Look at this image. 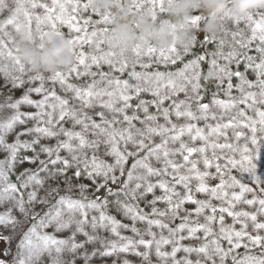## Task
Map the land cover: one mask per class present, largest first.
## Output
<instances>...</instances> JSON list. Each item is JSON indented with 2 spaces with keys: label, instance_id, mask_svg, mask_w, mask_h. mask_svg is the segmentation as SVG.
<instances>
[{
  "label": "snow or ice",
  "instance_id": "snow-or-ice-1",
  "mask_svg": "<svg viewBox=\"0 0 264 264\" xmlns=\"http://www.w3.org/2000/svg\"><path fill=\"white\" fill-rule=\"evenodd\" d=\"M163 2L131 0L130 7L149 10L155 20L164 11ZM89 10L99 19L82 15ZM257 15L254 19L253 13L244 18L225 13L222 20L238 26L244 21L251 33L246 36L238 28L232 33L233 49L225 54L220 51L223 41L216 52L207 53V44L215 37L198 39L195 26L205 18L194 14L189 44L137 50L128 79H121L112 71L123 73L129 61L122 50L111 47L110 11H97L93 0H0V79L4 81L0 93L5 95L0 103V152L5 153L0 160V208L4 209L0 226H11L21 235L15 255L12 236L0 235L6 245L0 250V264H41L45 254L51 264H77V258L84 264L93 260L107 264L113 257L112 264H133L129 254L140 264H228L229 260L264 264V174H258L264 167V13ZM63 27L73 48L67 72L29 75L32 72L22 62L20 43L12 32L23 28L35 42L49 32L66 38ZM85 45L91 51H85ZM198 45L205 53L176 71L135 70L137 64L148 70L154 63L167 69ZM253 50L256 55L248 54ZM209 55L208 78L215 86L205 102L209 88L201 84L200 66ZM221 58L224 65L218 63ZM104 65L108 72L101 70ZM73 73L78 80L90 79L72 83ZM37 81L38 87H28L22 98L13 99L15 91ZM46 81L59 84L71 100L58 95L55 87L45 88ZM221 92L226 99L220 98ZM31 93L42 94V99H31ZM181 93L184 99H179ZM143 94L152 99H144ZM22 105L37 111L22 112ZM5 109L12 113L5 115ZM201 121L203 127L198 126ZM25 164L36 167L22 168L13 182L10 176ZM209 180L219 183L211 186ZM76 190L79 197L71 195ZM195 193L208 198L197 199ZM189 203L196 205L194 210L184 207ZM240 204L254 211L238 209ZM110 208L132 223L117 220ZM226 216L232 224L226 225ZM28 222L31 226L23 230ZM48 228L52 234L43 231ZM121 229L133 235H121ZM65 231H70L67 238H57L56 233ZM78 235L84 239L78 240ZM185 240L202 242L185 245ZM90 245L95 247L90 250ZM181 252L184 255L178 257ZM64 254L69 258L64 259Z\"/></svg>",
  "mask_w": 264,
  "mask_h": 264
},
{
  "label": "clouds",
  "instance_id": "clouds-1",
  "mask_svg": "<svg viewBox=\"0 0 264 264\" xmlns=\"http://www.w3.org/2000/svg\"><path fill=\"white\" fill-rule=\"evenodd\" d=\"M99 12H111V47L123 51L124 57L134 61L137 50L150 46L167 50L173 45L189 44L193 30L191 20L195 13L205 19L200 31L209 37L222 28V17L231 11L244 18L250 13L264 11V0H164V11L153 20L149 10L137 12L130 7L131 0H93ZM20 43L19 56L33 73H53L67 70L72 62V45L67 38L49 32L43 41L31 40L21 28L15 33Z\"/></svg>",
  "mask_w": 264,
  "mask_h": 264
},
{
  "label": "rangeland",
  "instance_id": "rangeland-1",
  "mask_svg": "<svg viewBox=\"0 0 264 264\" xmlns=\"http://www.w3.org/2000/svg\"><path fill=\"white\" fill-rule=\"evenodd\" d=\"M257 12L264 13V11H257ZM257 12H253V18H254V19L259 18L258 15H257ZM195 14H200V13H195ZM203 22H204V21L200 22L197 26H195V29H194V34L198 36V39H199V40H203V38L207 35L206 33H204V32H202V31L199 30V29H200V26L202 25ZM221 24H222L221 31H219V32L214 36V37H215V41L217 42V47H216V49L214 50V52H216V51L218 50V48L220 47V42H221V41H223V46H222V48H220V51H222V52L225 53V54H227L229 51H231V50L233 49V45H234V40H233L232 33L236 32V31L238 30V28H240V29H244V31H245V35H246V36H250V34H251V33H250V29L247 28L246 23H245L244 21H241V23H240L239 26L236 25V23H235L234 21H232V20H222V21H221ZM207 36H208V35H207ZM237 39H239V38L237 37ZM178 48H179V47H178ZM184 57H185V56H183V58H184ZM128 61H129V67H128L127 69H125V71H129V72H130V71H132V67H131V63H132V61H131V60H128ZM144 62H148V58H147V57H144ZM177 62H178V61H177ZM218 63L221 64V65H224V64L226 63V61H224V60L221 58V59H218ZM153 66H158V65L154 63ZM162 66H163V65H162ZM137 67H138V68H137ZM135 70H136V71H142L143 69L140 68L139 64H137ZM103 71L108 72L109 70L106 68V69H103ZM112 75L115 76V77H117V78H120V74H119V73H115V72L112 71ZM131 82L134 83V81H131ZM36 87H38V86H36ZM57 94H58V95H61L62 97H66V95H67L68 93H64V92L61 90L60 85L58 84V85H57ZM41 95H42V94H41ZM40 99H42V97H39L38 100H40ZM179 99H184V94H183V93H181V94L179 95ZM168 103H169V102H168ZM168 103H167V104H168ZM28 107H29L30 109H28ZM20 111H22V112H32V113H34V112L37 111V110H36L35 108H33V107H30V106H27V105H22L21 108H20ZM214 111H219V110L214 109ZM11 113H12V110H11V109H6V111H4V114H5V115H10ZM174 122H175V120H174ZM180 122H183V121H180ZM204 123H205V122L201 121V122H199L198 126H200L201 124L204 126ZM208 123H213V124H214L215 122H214V121H208ZM16 131H19V128H17ZM14 135H15V133H12V134H10V135L7 136V140H8V142H12ZM47 142H48V143H52V144L55 143V141H47ZM241 143H242V142H241ZM62 154H63V153H62ZM226 154H227V155H231V153H227V152H226ZM28 155H31V153H28ZM4 157H5V153L0 152V160H3ZM102 158L105 159V160H106L107 162H109V163L112 162V158H111V157H103V156H102ZM221 163H223V162H221ZM26 165H27L28 168H35V167H36L35 165H28V164H26ZM199 167L203 170V165H202V164L199 165ZM210 171H212V172L214 173L215 170H214V168H213V169H211ZM238 173H239V172H238ZM258 174H264V168H263V167H261V168L258 170ZM239 175H240V174H239ZM81 182H82V183H85V184H90V181H88V180H82ZM208 183H209V182H208ZM192 184H193V187H195V185H196V181H193ZM178 190H179V191H183V189H181V188H179V187H178ZM155 194H156L157 196H159V195H161L162 193H161V191H160L159 189H157ZM71 195L76 196V197H79V191H78V190L73 191V192L71 193ZM195 196H196L197 199H201V200H204V199H207V198H208L206 195H204V194H200V193H195ZM148 197H149V198H152L151 195L148 196ZM249 198H250V196H249ZM212 203H213V204H219V201H215V200H213ZM157 207L163 209V208L165 207V205H164V204H158ZM184 207L187 208V209H189V210H194L195 207H196V205H193V204H190V203H189L188 206L185 205ZM238 209L248 210V211H254L253 208H249V207H247V206H245V205H243V204L238 205ZM3 210H4L3 208H0V212H2ZM147 211H149V209H148ZM91 214H95V213H90V215H91ZM206 214H207V210H206ZM14 215H16L17 218H19V214H18V213H15V212H14ZM228 218L230 219V217H228ZM228 218L226 219L227 221H229ZM191 219L194 220V219H196V217L193 215V217H191ZM200 221L203 222V217H200ZM231 221H232V219H231ZM231 221H230V223H231ZM179 223H180V220H176V221H175V224H179ZM217 224H218V223H217ZM226 225H229V224L226 223ZM30 226H31V222L26 223V224L24 225V229H23V230H26V229H27L28 227H30ZM137 226H138V227H143V225H137ZM215 226H216V224L214 225V227H215ZM218 228H219V224L216 226L215 229L218 230ZM237 228H239V225H238V224H237ZM43 231H45V232H47V233H49V234H52V233H53V229H51V228L44 229ZM155 231H157V233H159V229H156ZM120 232H121V235H124V236H129V237H131V236L133 235L130 231H126V230H124V229H121ZM103 234L107 235V233H103ZM185 234H186V233H185ZM0 235H11V236H12V240H11V248H12V252L14 253V250H15L16 248L13 249V245H15V247H16L17 244H18V241L21 239L20 231L18 230L17 232H13L11 226H9L8 228H4L3 226H0ZM69 235H70V231H65V232H61V233H56L57 238H67ZM165 235H167V232H165ZM197 235H199V236L202 237V236H203V233H198ZM111 238H112V239H116L114 236L111 237ZM146 238H147V237H146ZM77 239L80 240V241H82V240L84 239V237L78 235V236H77ZM210 239H211V238H210ZM200 242H202V241H194V240H193V241H190V240H185V241H183L182 243L185 244V245H187V244H190V243H191V244H198V243H200ZM5 247H6L5 243H4L3 241H0V250H3ZM93 247H95V246L90 245V246H89V249L91 250V248H93ZM140 250L142 251L143 249H140ZM166 250H169V251H170V246H166ZM53 255H55V253H53ZM183 255H184L183 252H181V254L178 253V257L183 256ZM9 258L11 259V257H9ZM63 258H64V259H68V258H69V255H68V254H64V255H63ZM127 258H128L130 261H132L133 264H140V262H139V258L136 257V256H134V255H130V254H129V255H127ZM192 258L195 259V256H193ZM112 259H115V257H113V258H111V259H108V260H107V264H112ZM153 259H155V258L153 257ZM41 264H51V258H50L47 254H45V255L42 257ZM77 264H84V261H83L82 259L77 258ZM91 264H100V262H99L98 260H93V261L91 262Z\"/></svg>",
  "mask_w": 264,
  "mask_h": 264
},
{
  "label": "trees",
  "instance_id": "trees-1",
  "mask_svg": "<svg viewBox=\"0 0 264 264\" xmlns=\"http://www.w3.org/2000/svg\"><path fill=\"white\" fill-rule=\"evenodd\" d=\"M84 2H86V0H84ZM82 15L84 17H91L94 20L95 19H99V17L96 16L94 13H92L91 10H89V12H87V13H83ZM61 30L65 33V36L67 38L68 29L66 27H63ZM10 31H12V30L10 29ZM12 34H13V36H15V32L14 31L12 32ZM216 47H217V42L214 39L210 43L207 44V47H206L207 53L214 52V50L216 49ZM251 47L254 49L255 43ZM84 50L85 51H91V49L87 45H85ZM204 53H205V49L201 48L198 45L197 47H195L192 50V52H190L184 58H182L181 60H179L177 62V64H175V65H169L167 69H165L164 66H162V65H158V66H153L151 69H148V70L143 69L142 71H155V70H160V71H165V70H168V71H176V70L182 68L183 65H184V63L188 62V60L193 59L195 55H200V54H204ZM248 54H250V55H256V53L254 52V50L253 51H249ZM210 60H211V56L209 55V56H207L206 60L201 63V66H200V71L202 73L201 84L202 85H207L208 88H209V96L206 97L205 102H208V100L211 98V90L215 86V81H213L212 79L208 78ZM106 68L109 70V67L107 65H104L101 70L106 69ZM232 68H235V64L232 65ZM93 70H96V69L94 68ZM240 70L242 72L244 71L243 64H241ZM63 71L64 72H67V70H63ZM113 72H115V71H113ZM115 73H119V72H115ZM128 73H129V71H124L123 73H119L120 74V78L121 79H128ZM16 74H18V73H16ZM43 74L46 77L49 76V75H51V73H43ZM29 75H34V73L33 72L32 73H29ZM247 75H248L249 79H252L253 78L252 73L250 71L247 73ZM26 78L27 77H25V79ZM69 79H70V82H72V83L80 84V83H83L85 80H88L90 78L83 77V78H81V79L78 80V79H76L75 74L73 73L72 76ZM232 82L235 84V83H237V80L234 78ZM2 83H4V81L2 79H0V84H2ZM57 85L58 84L52 85L51 82H48V81L45 82V88L51 89V88L55 87L56 92H57ZM36 86H39V81L35 82L32 85H27V84L24 85V87L21 90L15 91L13 99L22 98L23 92L28 87H36ZM233 94L235 95L236 93L234 92ZM39 97H42V95H36L35 93H31L30 94V98L33 99V100H38ZM66 97L71 100V94L70 93H68L66 95ZM143 98L146 99V100H151L152 99L151 95H149V94H143ZM220 98L226 99V97L224 96L223 92L220 93ZM4 99H5V95L3 93H0V103H3L4 102ZM71 102L72 103H77L76 101H71ZM132 103L135 104L136 101L134 100ZM167 103L168 102H166V105L165 106H167ZM28 109H30V108L28 107ZM4 111H6V109ZM150 111H153L154 112L155 109H151L150 108ZM172 119L175 120V117L173 116ZM200 127H203V125L201 124ZM129 163H131V162H129ZM22 168H28V167H27L26 164L23 165V166H21V167H17L16 170H15V173L10 176V179L13 182H16V176L19 174V172L22 170ZM232 174L233 175H237V177L239 178V173L237 171L234 170ZM208 182H209V184L211 186H215L216 184L219 183V180H209ZM113 187H115V186H113ZM148 199L150 200L152 198H149L148 197ZM186 205L188 206V204H186ZM141 207L144 208L145 211L148 210V208L145 207V205L143 203H141ZM109 212H110L111 215L115 216V218L117 220H120L122 223L129 224V225L132 223L130 220L125 219L121 213L116 212L115 209H113V208H110L109 209ZM217 215H219V213ZM227 218L228 217L226 216V219ZM230 221H231V218L229 219V221L225 220V223H228L230 225V224H232V221H231V223H230ZM138 225H142V224H138ZM217 225L218 224H216V226ZM216 226L214 228H216ZM236 227H237V225H236ZM222 244H223L224 247H227L226 242H222ZM15 248H17V246L15 247V245H13V249H15ZM15 252H16V249L14 250L13 255H15ZM238 252L242 254L244 252V249L241 248V249L238 250ZM179 254H181V253H179ZM228 264H231V260L228 261Z\"/></svg>",
  "mask_w": 264,
  "mask_h": 264
}]
</instances>
